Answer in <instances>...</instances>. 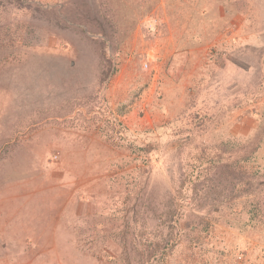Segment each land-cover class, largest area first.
Returning <instances> with one entry per match:
<instances>
[{"label": "rangeland", "instance_id": "374dc122", "mask_svg": "<svg viewBox=\"0 0 264 264\" xmlns=\"http://www.w3.org/2000/svg\"><path fill=\"white\" fill-rule=\"evenodd\" d=\"M0 264H264V0H0Z\"/></svg>", "mask_w": 264, "mask_h": 264}, {"label": "crops", "instance_id": "0c3cea01", "mask_svg": "<svg viewBox=\"0 0 264 264\" xmlns=\"http://www.w3.org/2000/svg\"><path fill=\"white\" fill-rule=\"evenodd\" d=\"M162 63L163 64H167V62H162ZM184 70H186V71H183L182 73H178V74H159V75H162V77L171 78V79H174V80H177L178 81V83H177V81L175 82V83H177V84H175V87H176L177 90H179V93L181 94V96H178V99H179L178 100V104H179V106L182 103L183 104L186 103V101H185L186 97L185 96L187 95V92L184 91L183 87H192V86H195V85L199 84V82L197 80H200L202 78V76H198L200 74H197V72H194L196 74H193V70L194 69L191 70L190 68H186ZM154 77H156L155 74H153V79H152V77H151V79H152V84L155 85V83L157 82L158 79L155 82L154 81L155 80ZM181 88H182V91H181ZM141 105L142 106L139 107V110L140 111L144 110L145 109V105H148V103L146 102V103H143ZM178 110H182V108L181 109H178ZM111 111H112V109H111ZM173 112H176V111H173ZM112 114H114V112ZM111 120L118 123V121H119L118 120V114L115 113L112 116ZM140 123L144 127L147 125V121L144 120V119H141V118H140ZM137 126L138 127L136 128V130L139 133L140 130H141L140 129L141 125H137ZM140 134H141V132H140ZM123 138L124 139H122L121 141H118V138H117V140L116 139H114V140L112 139L114 141L113 142V145L111 146V152L114 153V154H112V158L118 159V160H121V159H123V160H125V159H133L134 160L135 154L133 153V150L130 149V147H129L130 145L128 144L129 142L126 140L125 137H123ZM124 168L125 169H118V168H116L117 169L116 171H113V172L108 173V174H106V173L101 174L99 172V174H100L99 177L97 176V174H95L92 177H90L91 178L90 180L93 181V183L90 182V184H89L88 187H84V186L87 185V180H88L87 179V180L84 181V186L83 187H84L85 190L86 189L87 190H90L91 187H92V190H93L94 187H97L98 186L96 184L97 181H99V182L100 181H103V180H109V181H111V180L117 179V178L121 177L122 174L124 176L125 173L127 174V173L130 172V170L137 168V166L135 164L133 167L130 166L128 169H126V167H124ZM74 183H77L78 184V183H80V180L77 178V180H75ZM80 190H82V188H78V187L75 186L74 189H71L69 191L70 193H69V196H68V202H67V204H65V206H67V207H70V206H76V207L77 206H83L82 210L83 211L85 210V208H86L85 205L86 204L79 199L80 196L76 197V194H78ZM100 190L101 189H98L97 188V190L93 194L94 195L98 194V192H100ZM102 190H103V192L106 191L105 189H102ZM107 190H110V188H108ZM81 193H83V192H81ZM80 215H82V212H79L78 213V216H80Z\"/></svg>", "mask_w": 264, "mask_h": 264}, {"label": "trees", "instance_id": "16d2710c", "mask_svg": "<svg viewBox=\"0 0 264 264\" xmlns=\"http://www.w3.org/2000/svg\"><path fill=\"white\" fill-rule=\"evenodd\" d=\"M110 0H108V2H109ZM112 1V0H111ZM117 1V0H116ZM103 4H105V1H103L102 2ZM111 3V2H110ZM36 8L37 9H40L41 7H38V6H36ZM106 15V13L105 12H103V16H105ZM94 18L96 19V20H98V21H100L101 19H99V15L98 14H96L95 16H94ZM59 19H60V16H59ZM137 23V20L135 19L134 21H132L131 22V26L132 25H135ZM100 25L102 26V25H104L102 22H100ZM131 26L129 25L128 26V29L130 30V28H131ZM104 30V29H103ZM103 30L102 29H100L99 30V33H103ZM98 30H95V31H93V32H97ZM114 32V31H113ZM101 35V34H100ZM102 36V35H101ZM102 37H104V36H102ZM102 40V45H101V49H102V57H101V60H104V61H106V62H108V64L110 65L111 64V56L108 54V46H111V42H110V39L108 38V41H109V43L105 40V39H101ZM105 40V41H104ZM220 173V172H219ZM246 173V171H244V170H242L241 172H240V174L239 175H237V176H235V177H230V178H227L229 181H234L235 180V178H245V176H244V174ZM257 174V173H256ZM255 173L254 174H252V176H247L245 179L247 180V183H248V185L250 186V187H254L255 186V181H258L259 179H260V175L259 174H257L256 175ZM245 180V181H246ZM227 183H229L228 181H226ZM225 185V184H224ZM254 185V186H253ZM219 187V186H218ZM221 188H223V186H220V188H219V190L221 189ZM175 208V207H174ZM259 218H260V216H258ZM204 223V224H203ZM202 224L203 225H199V224H195V226H194V228H191L190 226L192 225L191 223H189V224H187L186 226H185V228H184V230L186 231L185 232V238L190 242V243H194V242H196V241H198L199 240V238H201V232L203 231V230H206L207 229V226H208V222H206V221H204ZM253 222H251V224H252ZM206 228V229H205ZM187 233V234H186ZM190 233H191V236H190ZM167 240V239H166ZM166 240H160L159 242H157V245L158 246H161L162 244H166Z\"/></svg>", "mask_w": 264, "mask_h": 264}]
</instances>
